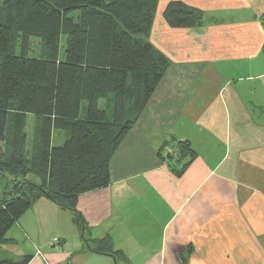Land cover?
I'll return each instance as SVG.
<instances>
[{
	"label": "crops",
	"instance_id": "crops-1",
	"mask_svg": "<svg viewBox=\"0 0 264 264\" xmlns=\"http://www.w3.org/2000/svg\"><path fill=\"white\" fill-rule=\"evenodd\" d=\"M170 1L201 9L202 25H171ZM262 15L264 0H157L148 39L168 65L112 155L109 183L74 210L35 199L2 248L19 235L27 244L11 252L30 254L27 264H264ZM178 142L195 151L179 174L183 159L159 155ZM106 238L116 255L95 249Z\"/></svg>",
	"mask_w": 264,
	"mask_h": 264
},
{
	"label": "trees",
	"instance_id": "trees-1",
	"mask_svg": "<svg viewBox=\"0 0 264 264\" xmlns=\"http://www.w3.org/2000/svg\"><path fill=\"white\" fill-rule=\"evenodd\" d=\"M0 173L14 179L0 197V245L31 203L44 195L74 210L80 193L109 183V162L168 65L148 39L157 0H0ZM164 18L176 27L202 25V10L170 1ZM264 20V15H262ZM61 35L65 59L58 60ZM21 38L17 48L16 38ZM38 37L48 56H29L25 40ZM264 53V44H263ZM103 100V105L99 102ZM38 117L36 163L27 160L26 117ZM54 130L68 132L51 145ZM161 160L194 157L187 142ZM162 149V148H161ZM36 177V180L29 178ZM16 181V180H15ZM112 252L109 238L97 242ZM0 264H27L30 254L3 255Z\"/></svg>",
	"mask_w": 264,
	"mask_h": 264
},
{
	"label": "rangeland",
	"instance_id": "rangeland-1",
	"mask_svg": "<svg viewBox=\"0 0 264 264\" xmlns=\"http://www.w3.org/2000/svg\"><path fill=\"white\" fill-rule=\"evenodd\" d=\"M0 8H1V3H0ZM198 9V8H197ZM201 10V9H200ZM204 13V12H203ZM206 13H204L205 16ZM1 20V19H0ZM21 42L22 39L19 37L16 38V45L17 48H21ZM65 47H66V37L64 35H61L60 41L58 44V51H57V58L58 60H64L65 59ZM28 53L29 56L32 57H45L48 56V51L46 47L44 46L42 40L38 37H29L28 39L25 40V47H24ZM103 100H100L99 104L100 106L103 105ZM39 125V119L37 116L34 114L28 113L26 117V134H27V153L26 157L27 160L35 164L36 163V130L38 129ZM66 136H68V132L62 131V130H55L52 131L51 133V145L57 146L63 143L65 140ZM162 149L160 150L161 154H164L166 156L167 153H172L175 154L177 150L181 149V145L177 143H170L167 145H163L161 147ZM30 178V177H29ZM16 180V181H15ZM20 180L22 179H14L12 178L8 173H0V197L4 195L5 192L11 190L12 188V182L15 183V185L19 184ZM15 225L12 227L11 230H15ZM7 237L10 236V233L6 234ZM18 240L17 243L14 244V248L11 249L9 247L10 245H7L9 248L3 249L2 248V243H1V251L3 252V255L8 256V257H15V255L11 252L14 249H19L22 246V240L19 238V235H17ZM26 242L24 245L26 246ZM16 245V246H15Z\"/></svg>",
	"mask_w": 264,
	"mask_h": 264
},
{
	"label": "built area",
	"instance_id": "built-area-1",
	"mask_svg": "<svg viewBox=\"0 0 264 264\" xmlns=\"http://www.w3.org/2000/svg\"><path fill=\"white\" fill-rule=\"evenodd\" d=\"M53 240H54V241H57V240H58V238H57V237H55Z\"/></svg>",
	"mask_w": 264,
	"mask_h": 264
}]
</instances>
